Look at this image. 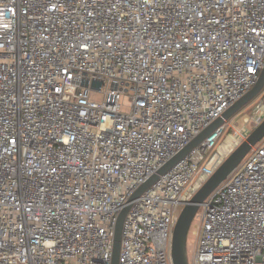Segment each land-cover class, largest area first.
<instances>
[{
    "label": "built area",
    "instance_id": "1",
    "mask_svg": "<svg viewBox=\"0 0 264 264\" xmlns=\"http://www.w3.org/2000/svg\"><path fill=\"white\" fill-rule=\"evenodd\" d=\"M263 70L264 0H0V264H111L128 206L119 264H174L184 205L262 123L264 89L131 199ZM190 236L189 264H264V139Z\"/></svg>",
    "mask_w": 264,
    "mask_h": 264
},
{
    "label": "water",
    "instance_id": "2",
    "mask_svg": "<svg viewBox=\"0 0 264 264\" xmlns=\"http://www.w3.org/2000/svg\"><path fill=\"white\" fill-rule=\"evenodd\" d=\"M94 86L99 88L100 83L95 82ZM263 89L264 70L262 71L259 81L248 94H246L241 100H239L232 107H230L221 118L213 122L209 127L202 131V133L196 139H194L184 150L178 153L163 168H161L156 175H154L147 183H145L138 190V192L133 196L131 201L139 198L143 194V192H145L153 183L156 182L159 176L166 174L189 152H191L195 147L200 145L206 138L211 136L215 130H217L225 122L231 120L243 108H245L254 99H256L262 93ZM263 139L264 120L248 135L246 140L243 141L231 153V155L221 164V166L210 177V179L193 196V198L184 205L180 213L177 225L175 227L172 239L171 253L174 264H189L187 251L189 231L198 213L200 205L228 179L230 174L243 162L249 152L255 146H257ZM129 209L130 206L124 208L117 220L111 264H119L123 225L126 216L129 212Z\"/></svg>",
    "mask_w": 264,
    "mask_h": 264
},
{
    "label": "rangeland",
    "instance_id": "3",
    "mask_svg": "<svg viewBox=\"0 0 264 264\" xmlns=\"http://www.w3.org/2000/svg\"><path fill=\"white\" fill-rule=\"evenodd\" d=\"M93 99L96 101H99V102L103 101V95L100 93L99 94L96 93L95 95H93ZM253 101L250 104H248L245 108H243L238 114H236L231 119L233 124L237 122V123H239L240 126L244 125L243 118H247L252 113V109H251L252 105L251 104L253 103ZM121 105L123 106L124 110H126V111L129 110V108H130V97H129V95H125V94L122 95ZM250 129H251V132L254 130V128H251V127H250ZM229 133L231 134V131H229ZM194 243H195V241L193 239H191V236H190L188 238V247H187L188 253L191 251Z\"/></svg>",
    "mask_w": 264,
    "mask_h": 264
}]
</instances>
